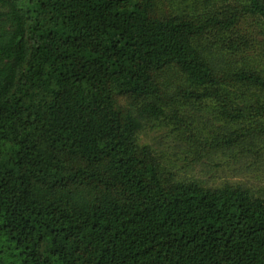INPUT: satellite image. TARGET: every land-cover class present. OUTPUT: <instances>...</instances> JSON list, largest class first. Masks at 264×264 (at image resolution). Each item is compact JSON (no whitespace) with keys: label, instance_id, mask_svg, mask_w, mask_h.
I'll use <instances>...</instances> for the list:
<instances>
[{"label":"trees","instance_id":"16d2710c","mask_svg":"<svg viewBox=\"0 0 264 264\" xmlns=\"http://www.w3.org/2000/svg\"><path fill=\"white\" fill-rule=\"evenodd\" d=\"M212 3L0 0V264H264V186L142 140L264 152V0Z\"/></svg>","mask_w":264,"mask_h":264},{"label":"rangeland","instance_id":"374dc122","mask_svg":"<svg viewBox=\"0 0 264 264\" xmlns=\"http://www.w3.org/2000/svg\"><path fill=\"white\" fill-rule=\"evenodd\" d=\"M239 0H213L212 10L217 9L216 5L223 3L239 6ZM258 18L245 15L238 24V34L251 39V50L249 52L260 53L264 57V26ZM205 117L209 116L202 112ZM201 123H206L205 118ZM193 125H190L192 128ZM189 129L182 133L173 132L171 126L162 125L148 130L142 135L143 142L152 143L156 148L163 150L176 171L182 176H196L212 185H218L225 181L244 182L252 185L253 188L264 186V152L260 154L239 153L224 154L219 150L211 158L212 154L197 157L200 150L196 151L195 136ZM192 150V154H187Z\"/></svg>","mask_w":264,"mask_h":264}]
</instances>
